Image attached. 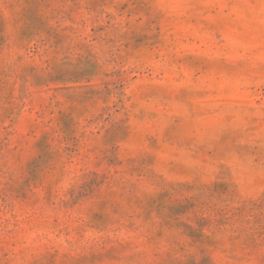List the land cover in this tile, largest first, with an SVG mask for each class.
<instances>
[{
  "label": "rangeland",
  "instance_id": "rangeland-1",
  "mask_svg": "<svg viewBox=\"0 0 264 264\" xmlns=\"http://www.w3.org/2000/svg\"><path fill=\"white\" fill-rule=\"evenodd\" d=\"M0 264H264V0H0Z\"/></svg>",
  "mask_w": 264,
  "mask_h": 264
}]
</instances>
